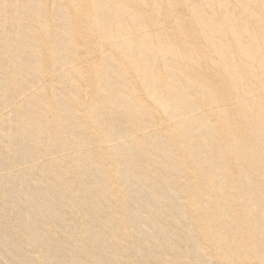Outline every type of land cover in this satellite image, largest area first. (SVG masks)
Wrapping results in <instances>:
<instances>
[{"label":"bare ground","instance_id":"obj_1","mask_svg":"<svg viewBox=\"0 0 264 264\" xmlns=\"http://www.w3.org/2000/svg\"><path fill=\"white\" fill-rule=\"evenodd\" d=\"M0 207V264H264V0H0Z\"/></svg>","mask_w":264,"mask_h":264},{"label":"rangeland","instance_id":"obj_2","mask_svg":"<svg viewBox=\"0 0 264 264\" xmlns=\"http://www.w3.org/2000/svg\"><path fill=\"white\" fill-rule=\"evenodd\" d=\"M130 128H133L132 127V124H130ZM151 134V133H150ZM155 139H151V140H148V142H153ZM149 149L151 150L152 149V146H150L149 145ZM82 160V159H81ZM81 162V161H80ZM82 163H84V162H82ZM85 164V163H84ZM24 163L23 162H20V166L21 167H24ZM28 168H30V167H28ZM70 193H68V195H69ZM67 195V194H66ZM65 195V196H66ZM70 197H72V196H70ZM222 199V197H220V199H218V200H221ZM32 202H34V200H32ZM4 218H5V214H4V210L2 209V207H0V219L1 220H4ZM44 222V221H43ZM4 223V222H3ZM22 223H25V224H28L29 222L28 221H25V222H22ZM183 225V228L185 227V225L184 224H182ZM185 231V230H184ZM42 235H43V232L40 234V238L42 237ZM7 237L8 236H6V241H8V239H7ZM179 239H181V237L179 238ZM178 239V241L181 243V248H185V245H186V242L185 241H183V240H179ZM39 245H46L45 243H40ZM22 247V243L21 244H19V246H14V253L15 254H18V253H20L23 249L21 248ZM136 247V245L135 244H133V248H135Z\"/></svg>","mask_w":264,"mask_h":264}]
</instances>
